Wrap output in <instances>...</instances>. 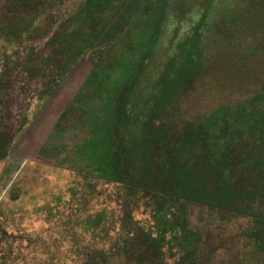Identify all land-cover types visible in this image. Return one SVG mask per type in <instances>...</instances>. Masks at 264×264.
Listing matches in <instances>:
<instances>
[{
  "label": "trees",
  "instance_id": "trees-1",
  "mask_svg": "<svg viewBox=\"0 0 264 264\" xmlns=\"http://www.w3.org/2000/svg\"><path fill=\"white\" fill-rule=\"evenodd\" d=\"M55 1L0 0L6 42L20 43L42 15L49 22L27 35L30 45L0 53V161L24 128L30 101L49 96L106 43L77 93L86 137L73 158L79 172L120 189L123 214L119 237L82 264H196L190 204L250 218L246 237L264 258V83L234 104L184 117L183 97L209 69L200 31L206 14L158 61L166 0H82L52 29L45 10ZM139 209L144 222L134 218Z\"/></svg>",
  "mask_w": 264,
  "mask_h": 264
},
{
  "label": "rangeland",
  "instance_id": "rangeland-1",
  "mask_svg": "<svg viewBox=\"0 0 264 264\" xmlns=\"http://www.w3.org/2000/svg\"><path fill=\"white\" fill-rule=\"evenodd\" d=\"M56 0L48 7L52 29L82 0ZM158 61L174 53L179 42L201 25L209 69L183 97L184 117L234 104L254 94L264 83V0H166ZM51 4V3H50ZM54 21V24H53ZM49 25L44 15L33 23L28 37ZM33 28H38L36 32ZM34 29V30H35ZM0 39V53L31 44ZM87 53L46 98L30 101L24 128L14 137L0 161V264H82L93 248H108L117 239L116 202L120 189L79 172L73 150L86 137L77 93L98 51ZM27 104L23 98L17 107ZM188 227L197 234L196 264H264L246 237L251 219L190 204ZM102 223L95 226L94 219ZM134 218L142 222L143 209ZM166 264H177L171 259Z\"/></svg>",
  "mask_w": 264,
  "mask_h": 264
}]
</instances>
